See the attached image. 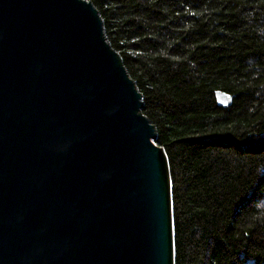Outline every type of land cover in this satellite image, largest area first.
Masks as SVG:
<instances>
[{
    "label": "water",
    "instance_id": "obj_1",
    "mask_svg": "<svg viewBox=\"0 0 264 264\" xmlns=\"http://www.w3.org/2000/svg\"><path fill=\"white\" fill-rule=\"evenodd\" d=\"M144 108L92 1L0 0V264H176Z\"/></svg>",
    "mask_w": 264,
    "mask_h": 264
},
{
    "label": "trees",
    "instance_id": "obj_2",
    "mask_svg": "<svg viewBox=\"0 0 264 264\" xmlns=\"http://www.w3.org/2000/svg\"><path fill=\"white\" fill-rule=\"evenodd\" d=\"M90 1L169 158L176 264H264V0Z\"/></svg>",
    "mask_w": 264,
    "mask_h": 264
}]
</instances>
